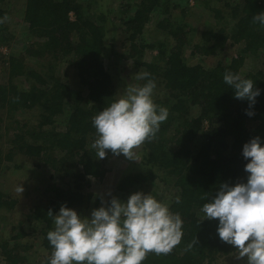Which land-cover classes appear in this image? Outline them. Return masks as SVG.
Masks as SVG:
<instances>
[{"label":"trees","instance_id":"obj_1","mask_svg":"<svg viewBox=\"0 0 264 264\" xmlns=\"http://www.w3.org/2000/svg\"><path fill=\"white\" fill-rule=\"evenodd\" d=\"M216 1L229 9L234 20L230 33L223 29L205 30L200 42L191 43L179 26L169 31L174 44L168 51L160 42L143 43L141 35L149 14L156 9L167 11L171 0H137L132 14L126 20L119 18L129 41L127 52L120 56L132 58L143 68L140 73L151 74L156 88L162 86L164 93L155 96L154 102L166 107L169 115L156 138L141 145L142 169L124 174L116 189L143 192V184L158 176L154 169L163 171L164 176L172 177L169 185L175 191L167 205L183 220L181 242L168 254L148 253L142 264H209L236 251L221 241L217 219L200 222L204 216L201 208L221 183L246 182L244 166L248 161L242 155L243 145L255 136L264 144V26L252 21L255 14L264 12V0ZM94 3L96 0H24L22 20L27 41L21 52L8 54L7 79L0 83V140L9 134L4 130L5 121L15 125L3 156L0 150V163L19 154L51 172L41 200L30 215L39 224L33 230L44 251L40 264H48L52 252L47 233L54 223L48 210L58 212L62 204L82 207L88 200L83 194L88 177L102 179L108 172L105 161L113 155L109 151L106 158L99 159L91 149L96 139L92 118L116 99L111 74L104 64L109 57L107 44L114 47L112 38H106L109 30L105 24L112 18L94 11ZM214 10L220 15L219 9ZM6 13L0 9V21H4ZM228 38L234 44H242L239 55L228 63L218 61L207 69L200 64L189 65L182 57L184 47H189L193 55L215 56ZM8 41L0 35V43ZM147 49L156 50V58L141 61ZM246 54L259 62L254 71L241 76L252 79L261 90L250 109L252 116L246 114L249 101L235 98L234 90L223 80L226 70L238 74ZM30 61H42L45 69L37 71ZM62 62L75 71L84 94L55 73L54 67ZM17 81L27 86H20ZM35 109L39 111L37 122L20 124L17 114L23 116ZM203 121L207 122L206 130ZM177 197L180 203H176ZM13 204L0 191V210ZM26 235L20 230L12 236V246L8 242L0 244L5 264L28 263L25 250L31 246L18 241Z\"/></svg>","mask_w":264,"mask_h":264},{"label":"clouds","instance_id":"obj_2","mask_svg":"<svg viewBox=\"0 0 264 264\" xmlns=\"http://www.w3.org/2000/svg\"><path fill=\"white\" fill-rule=\"evenodd\" d=\"M252 21L264 26V12L255 14ZM150 77L148 72L137 75V80L146 82L126 85L122 95L92 118L96 139L91 149L97 158H106L110 151L139 161L135 150L156 138L169 110L154 102L156 83ZM223 80L235 98L249 101L246 114L254 115L250 109L261 91L255 82L227 70ZM242 155L248 161L246 182L221 183L203 204L200 222L217 219V233L222 242L235 247L236 259L264 264V144L259 136L243 145ZM16 190L22 193V185ZM47 215L54 223L47 233L52 246L48 264H142L148 253H170L183 236L180 214L142 191L133 192L126 201L113 196L89 217L66 204L55 213L49 209Z\"/></svg>","mask_w":264,"mask_h":264},{"label":"rangeland","instance_id":"obj_3","mask_svg":"<svg viewBox=\"0 0 264 264\" xmlns=\"http://www.w3.org/2000/svg\"><path fill=\"white\" fill-rule=\"evenodd\" d=\"M233 1L236 2L235 0ZM136 2L137 0H96V3L92 6L94 11L104 13L108 18H112L108 19L105 24L109 30L106 33V38H112V40L110 39V43H113L114 47L112 48L109 43L107 44L109 57L104 60V64L111 74L116 99L124 93L126 85L139 84L140 80H137L136 77L140 74V70L143 69L137 66L132 58L124 59V57L120 56L127 52L129 41L125 25L119 21V18L126 20L132 14ZM23 4L24 0H0V9L7 12L2 22L4 27H0V35L9 39L7 43H0V83L5 82L7 79L8 54H18L21 52L23 44L27 41L22 20ZM214 9H219L220 15L215 14ZM233 21L231 20L229 9L216 0H207L203 3L195 2L194 0H171L167 11L156 9L149 14L141 39L145 44L160 42L168 51L174 44V37L169 31H175L179 26L186 32L188 41L197 43L201 41V33L205 30L213 29L217 31L218 29H223L225 33H230L229 29ZM241 47L242 44H234L228 38L215 56L203 57L193 55L189 47H184L182 48V57L189 65L200 64L208 69L213 67L218 61L228 63L232 58H236L239 55ZM156 55V50L147 49L143 53L141 61H151ZM41 62L30 61L29 63L37 71H41L45 69V66ZM257 67H259L258 58L246 54L244 63L240 67L238 74L243 76L251 70L254 71ZM54 69L55 73L67 80L74 90H82L83 94L85 93L84 87L80 86L77 82L75 71L67 63L62 62L55 66ZM17 83L20 86H27L26 83L20 84L19 81ZM162 93H164L162 86L157 87L154 90L153 99ZM194 113L197 114L196 111ZM38 116L39 111L37 109L23 114V116L17 114V117L21 121L20 124L26 122L28 125L35 124ZM14 117H16L15 114ZM14 126V124L10 123V120L5 121L4 130L9 134L0 140L2 156L10 146L9 138ZM206 128L207 122L203 121V130H206ZM140 149L141 146L135 150L139 156V161L129 160L123 154L119 156L112 155L107 159L105 167L108 169V172L102 179L88 177L87 185L83 187V194L88 200L86 199L87 201L83 203L82 207L73 209L81 216L89 217L94 208L100 207L102 203L106 205L113 196L119 198L121 201H126L133 192L126 193L117 190L116 186L127 172L135 173L142 169ZM15 165L18 167H15ZM154 171L158 176L153 181L143 184L144 187L142 188H145L143 193H149L153 197L157 195L159 201L167 204V200L175 192L169 185L172 183V177L170 175L164 176V172L158 169H154ZM50 173L45 166L37 167L33 161L19 154L14 155L11 160L0 163V191L5 200L14 201L12 207L7 209L3 207L0 210V244L8 242V245L12 246L14 243L12 236L20 230L24 231L27 235L21 237L18 241L20 244L31 246V249L25 250L29 255L27 264H40V259H42V255L44 254L40 245V239H38L34 231L35 229L33 230V228H38L39 224L32 221L30 215L35 203L39 199L41 200V192L49 181ZM162 176H164L163 181L160 179ZM66 180L70 181L71 178ZM57 184L61 185L59 181H57ZM21 185L23 192L19 193L16 189ZM1 250L0 247V264H5ZM236 251L227 257H219L209 264H246V260L236 259Z\"/></svg>","mask_w":264,"mask_h":264}]
</instances>
